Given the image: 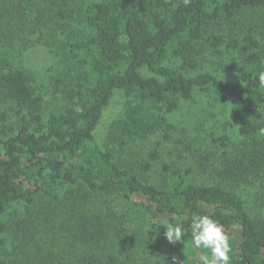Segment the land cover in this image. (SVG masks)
I'll return each mask as SVG.
<instances>
[{
  "label": "trees",
  "instance_id": "obj_1",
  "mask_svg": "<svg viewBox=\"0 0 264 264\" xmlns=\"http://www.w3.org/2000/svg\"><path fill=\"white\" fill-rule=\"evenodd\" d=\"M72 3L0 0V102L17 107L14 114L0 108V234L8 228L3 216L11 203L32 205L43 191L58 188L68 195L69 203L59 219H47V228L57 224L68 230L71 251L63 244L57 252H49L53 255L23 264H136V253H127L134 237L117 215L123 201L150 212L158 228L183 225L182 241L167 248L165 264H175L173 256L180 264H199L202 250L191 246L190 237L195 214L210 215L224 226L232 247L230 264H264L260 210L264 194L251 201L237 183L255 171L252 166L262 162L264 154L247 153L231 169L228 180H212L202 171L164 164L166 179L161 186L143 180L119 156L132 139L161 132L162 139L169 140L173 125L167 115L194 92L231 100L239 134L258 137L264 147V86L259 80L264 73V45L256 39L253 23L241 39L226 42L212 37L217 51L239 50L235 78L185 71L194 66L189 59L209 25L231 21L247 8H262L264 0L96 1L86 9V22L94 31L89 57L68 83L61 74L48 73L54 74L50 79L55 76L65 104L42 113L43 98L33 86L37 78L31 58L36 52L52 59L72 56L75 45L70 43L61 42V54L56 51L54 40L62 39L64 29L52 27L53 19L74 14ZM171 58L180 61L170 65ZM117 92L131 102L122 116L109 123L100 143L96 127ZM158 157L157 149L150 153L151 161ZM258 175L264 186V169ZM99 196L107 197L106 215L87 210L91 199ZM44 230L43 225L23 237L15 231L14 242L27 250L30 240ZM110 239L119 243L116 249L110 250ZM74 240L81 242V248Z\"/></svg>",
  "mask_w": 264,
  "mask_h": 264
},
{
  "label": "rangeland",
  "instance_id": "obj_2",
  "mask_svg": "<svg viewBox=\"0 0 264 264\" xmlns=\"http://www.w3.org/2000/svg\"><path fill=\"white\" fill-rule=\"evenodd\" d=\"M96 1L98 0H74L72 4L75 12L72 16L61 20L53 19V30L59 26L64 29L62 39L54 40L56 51L61 54V42L70 43L75 45L72 56L67 58L61 54L62 59H52L43 52H36L31 58L37 78L33 86L35 92L43 98L40 108L42 113L62 109L65 104L60 86H56L58 82H55V76L50 79L54 74L48 73L61 74L65 83H68L89 57L87 48L94 31L87 24L85 17L87 7ZM252 23L255 25L256 39L264 45V7L247 8L237 13L231 21L221 19L206 28L203 39L189 59L194 66L186 68L185 71H209L224 78H235L238 72L239 50L228 48L222 52L217 51V47L212 44V37L220 36L226 42L234 38L241 39ZM179 61L178 58H171L168 64L176 65ZM53 83H56L55 86ZM130 102V98L119 92L115 93L96 127V139L100 143L105 139L109 123L122 116ZM0 108L9 110L11 114L17 110L16 106L8 102H0ZM233 111V102L227 98L194 92L191 98L181 101L178 107L167 115L168 121L173 125L169 140L162 139L161 132L143 140L132 139L122 148L119 156L143 180L157 186L165 183L166 172L162 168L164 164L180 170L192 168L195 172L202 171L212 180H228L231 169L234 165H239L247 153L254 150L264 154V147L260 145L258 137L251 138L239 134L232 120ZM155 149L159 151V157L153 162L150 153ZM263 160L252 166L255 171L237 180L244 190L245 197L251 201L264 194V186L261 185L263 179L258 175V172L264 169ZM148 165L150 166L147 168ZM106 198L99 196L91 199L86 206L87 210L90 213L99 210L106 215ZM68 203V195L58 188L43 191L32 205L11 203L3 216L8 228L0 234V264H23L37 256H51L63 244L71 251L69 249L72 246L67 243L68 230L57 224L48 225L47 228V222H50L47 219H59ZM118 208L120 213L117 215L121 216L126 232L134 237L127 253H136V264H165L167 248L177 245L179 241L170 244L164 237L166 229L158 228L154 222L155 218L139 205L123 201L119 203ZM260 210L264 217V208ZM18 223L21 226L17 225ZM43 225L46 229L44 234L37 232L35 239L30 240L29 245L26 243L27 250H24L21 243L14 242L15 231L23 237L25 233L35 231V228H41ZM110 240V250L116 249L115 246L119 243L115 244L113 239ZM80 243L74 240V245L81 248Z\"/></svg>",
  "mask_w": 264,
  "mask_h": 264
},
{
  "label": "clouds",
  "instance_id": "obj_3",
  "mask_svg": "<svg viewBox=\"0 0 264 264\" xmlns=\"http://www.w3.org/2000/svg\"><path fill=\"white\" fill-rule=\"evenodd\" d=\"M259 80L264 86V73L260 74ZM161 225L166 228L164 237L170 244L182 241L184 236L182 224ZM190 237L191 246L202 250L199 255V264H230L232 252L230 237L225 233L224 226L216 219L207 214L193 215L190 224ZM172 259L175 264L181 262L178 257L173 256Z\"/></svg>",
  "mask_w": 264,
  "mask_h": 264
}]
</instances>
